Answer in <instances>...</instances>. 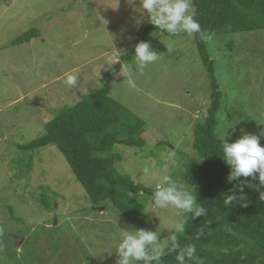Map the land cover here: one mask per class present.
I'll return each mask as SVG.
<instances>
[{
    "label": "rangeland",
    "instance_id": "obj_1",
    "mask_svg": "<svg viewBox=\"0 0 264 264\" xmlns=\"http://www.w3.org/2000/svg\"><path fill=\"white\" fill-rule=\"evenodd\" d=\"M147 21L140 0L131 8L124 0H0V264H14L12 257L29 264L24 259L29 246L15 245L8 233L30 239L36 264H118L116 247L134 228L118 211L93 208L55 145L31 151L19 145L41 136L60 108L101 87L114 66L107 62L134 47ZM30 28L35 36L12 44ZM228 39L231 44L206 41L226 96L218 129L232 124L239 133L264 139V31ZM148 43L160 54L158 60L143 72L131 60V71L123 66L109 91L145 121V144L114 143L110 153L120 157L114 164L118 172L158 189L168 186L165 175L178 183L185 163L195 156L193 125L206 116L211 87L191 34L152 31ZM69 74L78 75L70 89L65 84ZM144 167L150 177L143 175ZM41 194L53 197V208L43 207ZM8 205L19 221L10 218ZM144 210L149 231L158 233L164 248L183 212L157 208L151 199ZM53 233L61 238L56 252L48 240Z\"/></svg>",
    "mask_w": 264,
    "mask_h": 264
},
{
    "label": "trees",
    "instance_id": "obj_2",
    "mask_svg": "<svg viewBox=\"0 0 264 264\" xmlns=\"http://www.w3.org/2000/svg\"><path fill=\"white\" fill-rule=\"evenodd\" d=\"M192 7L201 32L191 36L206 68L211 92L206 116L202 120L196 119L193 125L192 147L195 156L185 163L178 186L186 184L192 187L196 204L205 208V214L191 217V214L183 213L184 231L173 233L177 236L178 247L175 251H169L174 247L170 239L159 264H179L176 257L187 244L196 246L194 257H198L189 264H264V199L261 198L264 184L259 181L258 174L228 179L231 169L220 156L221 142L217 136L219 120H222L218 113L226 96L219 88L206 46L208 39L227 42L234 33L263 32L264 0H192ZM152 31L161 30L147 21L139 31L136 44L149 42ZM36 34L37 31L30 28L17 36L12 44L23 43ZM187 34L182 32L177 35ZM135 45L118 56L119 62L109 69L101 87L75 104L60 108L44 124L43 134L19 145V149L31 151L49 144L55 145L84 188L93 208L106 207L118 211L132 228L149 230L144 207L150 199L155 203L152 194L157 189L118 172L114 164L120 157L110 153L114 143L139 147L145 144L142 136L146 129L145 121L109 95L116 75L134 59ZM226 115L229 116L228 112ZM237 131L238 128L232 127L227 136L228 142L242 135ZM260 144L264 146V139H260ZM228 196H235L236 199L226 204ZM52 199L50 195L41 194L45 209L53 208ZM8 212L10 218L19 221L20 218L13 215L9 205ZM33 235L37 236L36 231ZM53 235L48 240L54 246L53 252H56L61 238ZM7 237L9 241L12 240ZM31 243L28 237L24 240V246L30 248V253H24V259L26 263L36 264V249L30 246ZM9 261L21 264L13 257Z\"/></svg>",
    "mask_w": 264,
    "mask_h": 264
},
{
    "label": "clouds",
    "instance_id": "obj_3",
    "mask_svg": "<svg viewBox=\"0 0 264 264\" xmlns=\"http://www.w3.org/2000/svg\"><path fill=\"white\" fill-rule=\"evenodd\" d=\"M124 2L131 8L136 5L137 0H124ZM140 6L149 14V20L153 26L171 34V36L182 32L189 34L201 32V26L194 18L192 0H140ZM134 53L135 65L140 72H143L149 64L156 62L160 56V54L150 51V45L146 41L136 44ZM118 62L113 58L107 64L115 65ZM124 67L129 72L131 71L129 65L125 64ZM77 77V74L67 75L65 84L69 89L77 85ZM133 83V81H129L130 85ZM231 129L232 124L231 126L221 127L217 131L222 149V155L220 156H222L226 166L231 169L228 179L235 180L239 177L247 178L252 177L253 174H258L259 181L264 184V146L260 144V136L242 134L236 140L228 142L227 136L230 134ZM261 135H264V132ZM142 173L145 177L152 175L149 167H144ZM163 181L168 186L165 187L161 184L152 194L155 207L160 209L171 207L175 210H181L184 214H191V217H200L205 214V208L196 204V198L191 188L187 186L179 187L169 175H165ZM261 198L264 199V194ZM235 199V196H228L225 203H230ZM241 199H244V197L241 196ZM184 226V220L176 221L174 229L177 233H182ZM170 239L173 241L174 247L169 251H175L178 247L176 245L177 236L174 234ZM146 246H150V250ZM196 252L197 249L194 244H187L176 259L179 264H189V262L198 259V257H194ZM116 253L119 256L118 264H132L133 261L159 264L160 258L166 254L164 248L158 244V233L145 229L124 232L116 247ZM185 257L188 258L187 261Z\"/></svg>",
    "mask_w": 264,
    "mask_h": 264
},
{
    "label": "water",
    "instance_id": "obj_4",
    "mask_svg": "<svg viewBox=\"0 0 264 264\" xmlns=\"http://www.w3.org/2000/svg\"><path fill=\"white\" fill-rule=\"evenodd\" d=\"M99 209H102L103 207H98ZM8 236L13 240L14 244H20L24 241V237L18 236L14 233H8Z\"/></svg>",
    "mask_w": 264,
    "mask_h": 264
}]
</instances>
